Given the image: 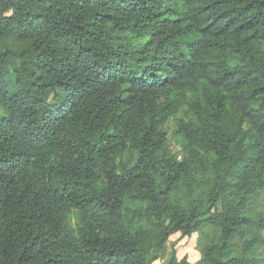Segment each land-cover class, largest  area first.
I'll use <instances>...</instances> for the list:
<instances>
[{"label": "trees", "instance_id": "trees-1", "mask_svg": "<svg viewBox=\"0 0 264 264\" xmlns=\"http://www.w3.org/2000/svg\"><path fill=\"white\" fill-rule=\"evenodd\" d=\"M176 234L264 264V0H0V264Z\"/></svg>", "mask_w": 264, "mask_h": 264}, {"label": "rangeland", "instance_id": "rangeland-1", "mask_svg": "<svg viewBox=\"0 0 264 264\" xmlns=\"http://www.w3.org/2000/svg\"><path fill=\"white\" fill-rule=\"evenodd\" d=\"M175 149L178 151L177 147ZM72 222L73 224L76 223L75 217H73ZM199 240L198 234H194L190 238L181 237L180 234L172 236L166 244L165 257L155 264H168L172 258L173 250H176L179 261L186 259L190 264H196L201 257Z\"/></svg>", "mask_w": 264, "mask_h": 264}]
</instances>
